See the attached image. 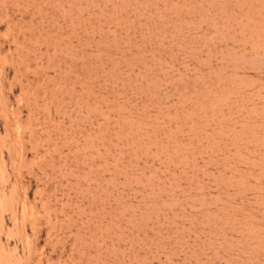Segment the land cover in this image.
<instances>
[{
	"label": "rangeland",
	"instance_id": "374dc122",
	"mask_svg": "<svg viewBox=\"0 0 264 264\" xmlns=\"http://www.w3.org/2000/svg\"><path fill=\"white\" fill-rule=\"evenodd\" d=\"M0 264H264V0H0Z\"/></svg>",
	"mask_w": 264,
	"mask_h": 264
}]
</instances>
